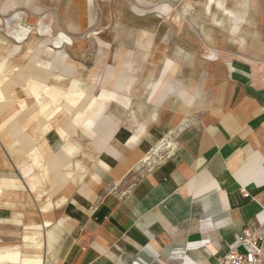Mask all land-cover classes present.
<instances>
[{"label": "crops", "instance_id": "obj_1", "mask_svg": "<svg viewBox=\"0 0 264 264\" xmlns=\"http://www.w3.org/2000/svg\"><path fill=\"white\" fill-rule=\"evenodd\" d=\"M233 17L238 38L243 34L240 17L237 12ZM247 35L246 45L262 58L264 30L251 28L235 39V46H244ZM207 37L211 42L195 60L189 93L198 113L180 127L176 139L171 131L155 143L146 127L157 112L162 114L159 106L179 83H163L145 121L147 106L141 101L132 106L125 94L134 72L118 77L123 81L111 89H105V75H100L98 96L85 95L82 87L73 92L42 87L48 102L44 94L36 95L41 88L30 83L37 102L33 107L14 103L7 115L0 109V264H216L241 229L263 222L264 83L251 61L228 56L227 45L215 43L221 40L219 33ZM61 40L69 38L61 33L54 43ZM127 54L130 63L140 62L135 52ZM9 73L5 78L1 74L0 90H19V75L40 78L31 70ZM115 100L122 109L129 106L133 123L128 125L139 126L136 133H124L122 148L105 145L116 130L112 125L126 124L103 115ZM63 108L68 120L57 117ZM92 124L99 131L92 147L104 151L82 157L86 168L87 159L92 160L85 175L71 138L77 127L92 138ZM169 139L174 145L166 158L120 191L135 165H146L148 156Z\"/></svg>", "mask_w": 264, "mask_h": 264}, {"label": "rangeland", "instance_id": "obj_2", "mask_svg": "<svg viewBox=\"0 0 264 264\" xmlns=\"http://www.w3.org/2000/svg\"><path fill=\"white\" fill-rule=\"evenodd\" d=\"M220 1L221 6L212 0H0V76L2 74L5 78L6 74L11 75V71L20 74L31 70L40 77L26 80L27 76L19 75V90H0V103L3 104L0 109L7 115L5 111L14 103H18L20 108L26 107L25 103L33 107L36 97L28 89L30 83L41 88L36 90L37 96H45L42 87H55L61 92H73L82 87L85 95L98 96L102 90L101 84L97 83L100 75H105V89H111L119 79L123 81L118 77L134 72L135 78L125 94L132 106L140 101L147 106V110H142L145 121L151 114V101L163 83L167 80L179 83L175 92L159 106L162 114L158 115L157 112L156 119L152 120L157 124L148 126L149 121L146 127L150 129L148 138L155 139V143L166 134H171V131H174L173 137L176 139L180 127L195 119L198 113L195 111H198L199 105L191 100L189 93L193 86L195 60L202 53V48L206 47L204 44L211 42L207 34H220L221 40L215 43L221 46L226 44L228 56L241 55L251 61L254 70L258 71V67L262 71L264 69V50L259 52L263 57L258 58L256 48L246 45L250 42V34L243 38L244 46H235V39L244 37L251 28H257L258 33L263 32L264 0ZM236 12L243 33L240 31L238 38L233 26V13ZM213 18L221 24L215 23ZM61 33L69 40L54 43ZM15 47L17 49L14 50ZM129 50L137 54L134 56L140 60L139 63L128 61ZM2 81L5 83L6 80ZM75 82H78V87ZM49 100L47 96L44 97V101ZM118 102L110 101L103 115L110 113L108 119L113 117L114 124L127 125H112L116 130L109 137L111 139L105 138L108 142L105 145L122 148L125 135L138 132L139 126L128 125L133 123L132 112L129 106L122 109ZM21 103L24 105L21 106ZM53 108L54 105L51 106ZM57 113L60 114L57 116L59 119L71 118L64 108ZM93 124L92 138L78 127L72 133L71 145L73 147L75 143L76 160L80 163H83L82 157L92 158V151L97 155L104 151V147H92V142L99 135ZM153 147L148 148L146 153L150 154ZM158 151L148 156L146 165L142 166L140 162L136 164L118 189L126 190L140 175L160 162ZM168 154L169 151L163 152L162 160ZM156 158V163L150 162ZM91 161L87 159V168L83 163L85 170L82 172L85 175L92 167ZM254 231L263 237L264 245V220Z\"/></svg>", "mask_w": 264, "mask_h": 264}, {"label": "built area", "instance_id": "obj_3", "mask_svg": "<svg viewBox=\"0 0 264 264\" xmlns=\"http://www.w3.org/2000/svg\"><path fill=\"white\" fill-rule=\"evenodd\" d=\"M258 80L264 83L262 68L258 67ZM257 227L241 229L235 244L217 260L216 264H264L263 237L255 233Z\"/></svg>", "mask_w": 264, "mask_h": 264}, {"label": "bare ground", "instance_id": "obj_4", "mask_svg": "<svg viewBox=\"0 0 264 264\" xmlns=\"http://www.w3.org/2000/svg\"><path fill=\"white\" fill-rule=\"evenodd\" d=\"M174 143L169 139L167 141H163L158 147L156 150H160L158 151V153L160 154L159 156L161 157L160 158V161L163 159V152H167V151H170L171 148L173 147ZM155 150V151H156ZM167 150V151H166ZM154 152V151H153ZM150 156H153V154H151ZM147 160V159H146ZM158 161V159H154V160H151L150 162L153 164L156 163ZM151 165V164H150Z\"/></svg>", "mask_w": 264, "mask_h": 264}]
</instances>
